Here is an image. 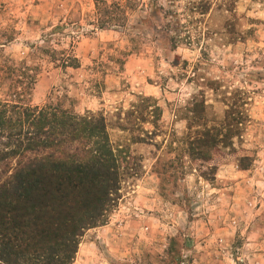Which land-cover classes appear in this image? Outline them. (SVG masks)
Listing matches in <instances>:
<instances>
[{"label": "rangeland", "instance_id": "374dc122", "mask_svg": "<svg viewBox=\"0 0 264 264\" xmlns=\"http://www.w3.org/2000/svg\"><path fill=\"white\" fill-rule=\"evenodd\" d=\"M96 1L0 0V101L3 70L25 62L36 68L29 106L102 115L111 142L141 166L106 223L85 233L73 264H249L237 227L236 194L244 188L236 172H250L249 190L264 189V0H210L202 22L189 28L192 45L174 50L139 26L149 0H131L124 26L106 29L96 26ZM174 2L181 15L185 0ZM52 49L75 66L50 62ZM233 94L249 119L241 136L231 149L198 155L184 142L191 103L204 101L212 125ZM132 136L145 140L134 144ZM242 156L246 170L238 168Z\"/></svg>", "mask_w": 264, "mask_h": 264}, {"label": "trees", "instance_id": "16d2710c", "mask_svg": "<svg viewBox=\"0 0 264 264\" xmlns=\"http://www.w3.org/2000/svg\"><path fill=\"white\" fill-rule=\"evenodd\" d=\"M95 7L97 28H122L126 9L133 11L135 4L97 0ZM210 9V0H185L180 15L174 0H149L139 26L160 46L174 50L183 42L192 45L189 28ZM224 10L231 14L233 3ZM48 55L61 68L75 66L76 60L64 52L52 49ZM35 71L25 62L3 70L7 92L0 101V264H73L85 233L106 223L123 185L139 176L141 166L126 146L111 142L102 115H79L52 104L29 106L24 99ZM224 104L222 120L208 125L204 101L191 103L184 142L198 155L231 149L249 122L237 94ZM151 113L155 120L159 117L157 107ZM140 115L139 122L145 123ZM144 140L132 136L130 142ZM237 161L246 170L248 158Z\"/></svg>", "mask_w": 264, "mask_h": 264}, {"label": "crops", "instance_id": "0c3cea01", "mask_svg": "<svg viewBox=\"0 0 264 264\" xmlns=\"http://www.w3.org/2000/svg\"><path fill=\"white\" fill-rule=\"evenodd\" d=\"M250 172L237 171V177H243L238 182L240 189L236 194L237 227L242 234L243 257L249 264H264V189L251 191L246 185L250 183ZM223 193V191H221Z\"/></svg>", "mask_w": 264, "mask_h": 264}]
</instances>
